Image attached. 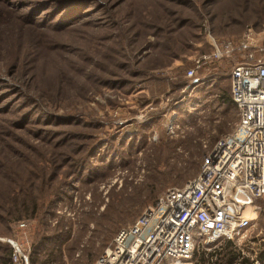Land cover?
<instances>
[{
	"label": "rangeland",
	"instance_id": "374dc122",
	"mask_svg": "<svg viewBox=\"0 0 264 264\" xmlns=\"http://www.w3.org/2000/svg\"><path fill=\"white\" fill-rule=\"evenodd\" d=\"M248 36L264 60V0H0V264H95L193 180L238 124Z\"/></svg>",
	"mask_w": 264,
	"mask_h": 264
},
{
	"label": "built area",
	"instance_id": "2783aa9c",
	"mask_svg": "<svg viewBox=\"0 0 264 264\" xmlns=\"http://www.w3.org/2000/svg\"><path fill=\"white\" fill-rule=\"evenodd\" d=\"M252 44L250 36L240 41L237 50L246 55L230 74L238 112L234 131L216 143L193 180L165 191L120 231L95 264H196L201 250L214 263L229 243L235 253L227 264H264L263 239L242 246L246 231L264 216L259 206L264 201V60L256 58ZM234 45L214 42L213 53L203 60H220L234 52ZM201 66L197 61L189 77ZM253 211L257 218L249 221ZM18 253L15 249L14 263L29 264Z\"/></svg>",
	"mask_w": 264,
	"mask_h": 264
},
{
	"label": "trees",
	"instance_id": "16d2710c",
	"mask_svg": "<svg viewBox=\"0 0 264 264\" xmlns=\"http://www.w3.org/2000/svg\"><path fill=\"white\" fill-rule=\"evenodd\" d=\"M226 98V97H225ZM224 102L227 103V101L224 99ZM229 103L234 107L233 103H232V99H231V94H230V98H229ZM156 204V203H155ZM112 236V235H111ZM111 236H109L106 240H104L105 242H108V240L111 239ZM234 253H235V249L233 248L232 243H229L227 245V247L225 249H223L222 253H219L220 256L217 259L216 262L212 263V264H227L228 262H230L233 257H234ZM8 254V259H11L12 255H13V250L9 249L7 251ZM199 253L196 254L195 259L197 258V260L195 261L196 264H211L210 260L208 261V259H206L205 256H203V254L201 255V257L199 258L200 260L198 261V257H199Z\"/></svg>",
	"mask_w": 264,
	"mask_h": 264
},
{
	"label": "bare ground",
	"instance_id": "6f19581e",
	"mask_svg": "<svg viewBox=\"0 0 264 264\" xmlns=\"http://www.w3.org/2000/svg\"><path fill=\"white\" fill-rule=\"evenodd\" d=\"M256 218H257V214L253 211V212L250 214L248 220H249V221H253V220H255Z\"/></svg>",
	"mask_w": 264,
	"mask_h": 264
},
{
	"label": "crops",
	"instance_id": "0c3cea01",
	"mask_svg": "<svg viewBox=\"0 0 264 264\" xmlns=\"http://www.w3.org/2000/svg\"><path fill=\"white\" fill-rule=\"evenodd\" d=\"M259 206L262 207V208L264 209V201H261V202L259 203Z\"/></svg>",
	"mask_w": 264,
	"mask_h": 264
}]
</instances>
